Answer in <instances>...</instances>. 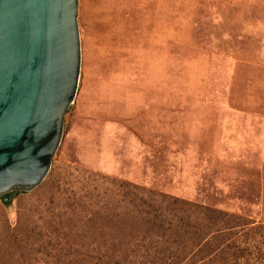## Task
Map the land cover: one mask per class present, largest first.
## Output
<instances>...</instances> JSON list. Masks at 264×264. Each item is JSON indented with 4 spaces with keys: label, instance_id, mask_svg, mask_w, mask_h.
<instances>
[{
    "label": "rangeland",
    "instance_id": "rangeland-1",
    "mask_svg": "<svg viewBox=\"0 0 264 264\" xmlns=\"http://www.w3.org/2000/svg\"><path fill=\"white\" fill-rule=\"evenodd\" d=\"M80 72L43 182L0 198V264H264V0H78Z\"/></svg>",
    "mask_w": 264,
    "mask_h": 264
},
{
    "label": "water",
    "instance_id": "water-1",
    "mask_svg": "<svg viewBox=\"0 0 264 264\" xmlns=\"http://www.w3.org/2000/svg\"><path fill=\"white\" fill-rule=\"evenodd\" d=\"M78 0H0V198L47 176L80 72Z\"/></svg>",
    "mask_w": 264,
    "mask_h": 264
},
{
    "label": "trees",
    "instance_id": "trees-1",
    "mask_svg": "<svg viewBox=\"0 0 264 264\" xmlns=\"http://www.w3.org/2000/svg\"><path fill=\"white\" fill-rule=\"evenodd\" d=\"M7 198H9V196H7Z\"/></svg>",
    "mask_w": 264,
    "mask_h": 264
}]
</instances>
